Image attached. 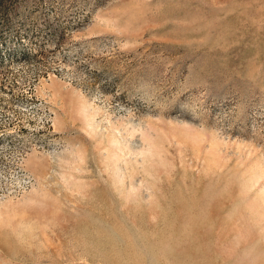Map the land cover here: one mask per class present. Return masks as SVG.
<instances>
[{"label": "rangeland", "instance_id": "obj_1", "mask_svg": "<svg viewBox=\"0 0 264 264\" xmlns=\"http://www.w3.org/2000/svg\"><path fill=\"white\" fill-rule=\"evenodd\" d=\"M0 180V264H264V0H0Z\"/></svg>", "mask_w": 264, "mask_h": 264}, {"label": "bare ground", "instance_id": "obj_2", "mask_svg": "<svg viewBox=\"0 0 264 264\" xmlns=\"http://www.w3.org/2000/svg\"><path fill=\"white\" fill-rule=\"evenodd\" d=\"M15 169V168H14ZM30 176V175H29ZM28 175L27 176H25V178L24 179H22V181H21V183H22V185H29V184H31L32 183V180L33 179H31L30 177H29ZM1 181V180H0ZM11 190H12V193H16L17 191V189L16 188H12V189H6V190H2V189H0V200L1 199H3V198H5L10 192H11ZM4 200V199H3Z\"/></svg>", "mask_w": 264, "mask_h": 264}]
</instances>
